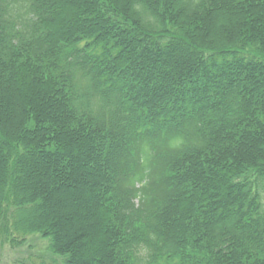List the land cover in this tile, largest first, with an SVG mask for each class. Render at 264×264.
Returning <instances> with one entry per match:
<instances>
[{
    "label": "trees",
    "instance_id": "16d2710c",
    "mask_svg": "<svg viewBox=\"0 0 264 264\" xmlns=\"http://www.w3.org/2000/svg\"><path fill=\"white\" fill-rule=\"evenodd\" d=\"M9 213L51 264H264V0H0Z\"/></svg>",
    "mask_w": 264,
    "mask_h": 264
},
{
    "label": "rangeland",
    "instance_id": "374dc122",
    "mask_svg": "<svg viewBox=\"0 0 264 264\" xmlns=\"http://www.w3.org/2000/svg\"><path fill=\"white\" fill-rule=\"evenodd\" d=\"M70 202L73 204L74 198ZM80 209L75 206L74 210L71 209L72 215L85 214V208L81 206ZM73 220L77 221L76 218ZM5 225L12 228L11 213L8 214L7 219L0 222V264H51L55 259L49 251L47 240L40 236H28L24 239L13 232L12 235H7L4 232Z\"/></svg>",
    "mask_w": 264,
    "mask_h": 264
}]
</instances>
